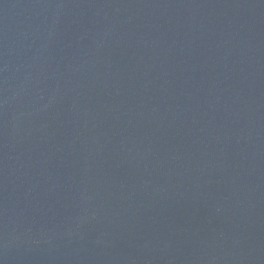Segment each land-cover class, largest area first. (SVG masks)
<instances>
[{
	"label": "water",
	"instance_id": "obj_1",
	"mask_svg": "<svg viewBox=\"0 0 264 264\" xmlns=\"http://www.w3.org/2000/svg\"><path fill=\"white\" fill-rule=\"evenodd\" d=\"M0 264H264V0H0Z\"/></svg>",
	"mask_w": 264,
	"mask_h": 264
}]
</instances>
